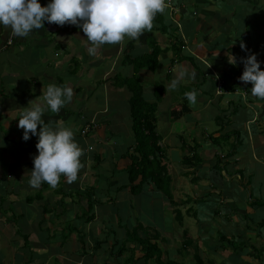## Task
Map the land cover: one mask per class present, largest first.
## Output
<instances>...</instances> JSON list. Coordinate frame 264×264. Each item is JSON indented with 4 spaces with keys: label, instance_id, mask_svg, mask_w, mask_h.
Returning <instances> with one entry per match:
<instances>
[{
    "label": "crops",
    "instance_id": "crops-1",
    "mask_svg": "<svg viewBox=\"0 0 264 264\" xmlns=\"http://www.w3.org/2000/svg\"><path fill=\"white\" fill-rule=\"evenodd\" d=\"M170 2L151 30L106 43L97 54L74 24L45 21L26 37L0 24V264H122L114 254L127 230L138 222L155 229L170 223L163 194L153 184L132 194L128 180L137 149L128 81L137 60L155 52L158 66L137 74L143 99L156 104L155 131L175 201L199 203L204 217L194 231L207 235L201 246L213 258L221 257L212 264H264V99L239 79L243 62L232 65L226 55L256 52L264 61V0ZM180 66L196 71V79L168 88ZM50 82L74 89L71 102L44 118L74 128L83 167L72 182L62 174L55 187L47 181L34 187L38 137L23 139L19 115ZM193 89L195 103L184 95ZM90 123L95 128L83 135ZM184 156L199 163L188 168ZM188 178L192 197L182 188Z\"/></svg>",
    "mask_w": 264,
    "mask_h": 264
},
{
    "label": "clouds",
    "instance_id": "clouds-1",
    "mask_svg": "<svg viewBox=\"0 0 264 264\" xmlns=\"http://www.w3.org/2000/svg\"><path fill=\"white\" fill-rule=\"evenodd\" d=\"M169 7V0H0V24L11 26L15 35L28 36L34 29L44 27L45 21L60 25L70 23L82 28L86 34L85 43L90 54H97L106 43L112 44L126 38H138L146 30H151L154 18ZM241 48L247 49L244 41ZM228 62L244 64L239 79L251 82L252 95L264 99V68L256 52L238 57L232 51L226 53ZM185 77L196 79L197 72L180 66L177 75L167 85L175 89ZM74 89L70 83L50 82L42 94L23 106L19 115V126L24 129L23 139L32 135L38 137L34 154V167L30 170L29 183L34 187L47 181L55 187L63 174L68 182L77 179L83 167L80 157L84 148L74 138V128L66 122L46 121L48 111L59 113L72 101ZM184 95L190 102L197 101L196 89ZM38 125L40 126L38 129Z\"/></svg>",
    "mask_w": 264,
    "mask_h": 264
},
{
    "label": "trees",
    "instance_id": "trees-1",
    "mask_svg": "<svg viewBox=\"0 0 264 264\" xmlns=\"http://www.w3.org/2000/svg\"><path fill=\"white\" fill-rule=\"evenodd\" d=\"M158 54L155 52L150 56H145L137 60L134 66V75L130 77L129 90L132 94L130 99L131 114L133 119L132 129L136 140L135 154L131 157V163L128 167L129 188L132 194H139L145 184H153L156 192H160L165 197L168 204L174 208L175 219L182 221V213L177 208L178 204L174 200L171 191V179L165 164L162 163L163 155L159 147V136L155 131L156 117L154 116L155 103H149L143 99L142 86L139 83L138 71L142 67L149 66L154 69L158 66L156 63ZM158 86L155 90L156 98L158 95ZM182 164L188 168L196 166L199 163L197 158L184 156ZM185 240L182 248L192 245V239L187 231L183 233ZM159 233L152 227L138 222L131 229L126 231V240L119 246L115 257H126L122 264H183L181 262L164 259L163 251L156 241ZM221 241H228L235 252H238V244L233 241L220 237ZM133 244V248H128L126 244ZM140 247L142 256L135 258L136 247ZM194 246L193 261L194 264H206L201 255L198 245ZM128 252V255L125 254Z\"/></svg>",
    "mask_w": 264,
    "mask_h": 264
},
{
    "label": "rangeland",
    "instance_id": "rangeland-1",
    "mask_svg": "<svg viewBox=\"0 0 264 264\" xmlns=\"http://www.w3.org/2000/svg\"><path fill=\"white\" fill-rule=\"evenodd\" d=\"M176 169L178 172H181L183 170L182 166L179 164H176ZM187 181H185V183L183 184V187H182L183 192L188 195L190 194L192 197V192L190 191L191 181L189 178L187 179ZM176 197H177V194H175L174 200L176 199ZM183 197L182 198L178 197V200H177V204H178L177 208L180 210L183 216L182 221H180L181 219H179V221L175 219L176 217L173 212L174 209L166 201V205L164 206L166 215L163 214V217L165 218V221L168 218H170L171 220H170V223L167 222V225H165V228H158V229L153 228L154 230L159 232V238L153 242H157L158 244L161 243V245L160 244L159 245L163 251L164 259L175 260L183 264H194V261H193L194 246L193 245L197 244L198 246H201V240L207 237L205 233H200L202 231L195 233L194 228L196 227V224L198 222L199 224L203 222L204 216L202 215V213L197 214L196 209L199 203L195 204L193 199L191 200V202H188V200L184 201ZM211 207H214V204H212ZM170 208L173 209L172 212H170L171 211L169 210ZM198 229H199V226H198ZM184 231H187L189 233L190 238L192 239V242H193L192 245L185 247V249L182 248L184 246L183 242L185 240V237L183 235ZM160 233H162L163 235H160ZM205 245L201 246V248L204 247V251L199 247L201 249V254L205 262L207 264H212L210 260H214L215 262L219 263L221 257L213 258L212 252L208 248H205ZM139 249L135 253L136 254L135 258H138L141 255V251H139ZM263 250H264V246H263ZM125 254L128 255V252H126ZM217 254H220V251ZM125 258L126 257L124 256L122 260H124Z\"/></svg>",
    "mask_w": 264,
    "mask_h": 264
},
{
    "label": "built area",
    "instance_id": "built-area-1",
    "mask_svg": "<svg viewBox=\"0 0 264 264\" xmlns=\"http://www.w3.org/2000/svg\"><path fill=\"white\" fill-rule=\"evenodd\" d=\"M170 3H171V2H170V0H169V6H170ZM94 128H95V124H93V123L87 124V125L82 129L81 133H82L83 135L88 134V133H90Z\"/></svg>",
    "mask_w": 264,
    "mask_h": 264
}]
</instances>
